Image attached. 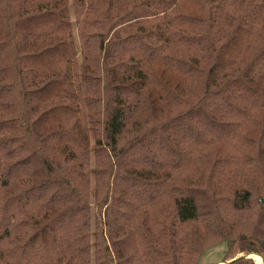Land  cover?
<instances>
[{
  "label": "trees",
  "instance_id": "1",
  "mask_svg": "<svg viewBox=\"0 0 264 264\" xmlns=\"http://www.w3.org/2000/svg\"><path fill=\"white\" fill-rule=\"evenodd\" d=\"M264 0H0V264L264 261Z\"/></svg>",
  "mask_w": 264,
  "mask_h": 264
},
{
  "label": "rangeland",
  "instance_id": "2",
  "mask_svg": "<svg viewBox=\"0 0 264 264\" xmlns=\"http://www.w3.org/2000/svg\"><path fill=\"white\" fill-rule=\"evenodd\" d=\"M224 251L225 250H224L223 245H220L216 248L211 249L202 257L200 264H226V263L230 262L231 259H224L223 258ZM256 264H261V262L260 263L256 262Z\"/></svg>",
  "mask_w": 264,
  "mask_h": 264
},
{
  "label": "water",
  "instance_id": "3",
  "mask_svg": "<svg viewBox=\"0 0 264 264\" xmlns=\"http://www.w3.org/2000/svg\"><path fill=\"white\" fill-rule=\"evenodd\" d=\"M262 203H264V198L262 199ZM251 255H252V254H248V255H245V256H243V257L253 259ZM254 255H256V254H254ZM257 256H258V255H257ZM260 259H261V258H260ZM261 264H264V261H263L262 259H261Z\"/></svg>",
  "mask_w": 264,
  "mask_h": 264
},
{
  "label": "bare ground",
  "instance_id": "4",
  "mask_svg": "<svg viewBox=\"0 0 264 264\" xmlns=\"http://www.w3.org/2000/svg\"><path fill=\"white\" fill-rule=\"evenodd\" d=\"M251 256H252V258H253L257 263H260V262H261V259H260L259 256L254 255V254H252Z\"/></svg>",
  "mask_w": 264,
  "mask_h": 264
}]
</instances>
